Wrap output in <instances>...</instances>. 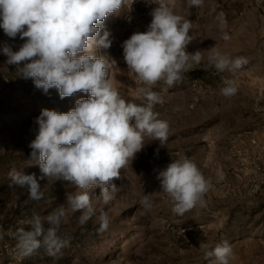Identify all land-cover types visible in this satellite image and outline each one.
Wrapping results in <instances>:
<instances>
[{
  "label": "rangeland",
  "instance_id": "rangeland-1",
  "mask_svg": "<svg viewBox=\"0 0 264 264\" xmlns=\"http://www.w3.org/2000/svg\"><path fill=\"white\" fill-rule=\"evenodd\" d=\"M157 6L147 0H135L132 6L122 7L103 22L112 43L110 48L100 49L98 54L115 61L109 78L126 100L137 104L142 103L138 89L144 85L128 70L121 45L134 32L146 31L152 19L150 12ZM176 13L189 19L194 27L213 26L216 34L239 37L237 42L230 44L243 45L248 51L259 54V63L251 62L235 71L220 72L208 66L206 59L204 66H196L193 75L183 76L180 89L192 93L190 98L189 93L187 95V110L197 114L199 138L186 139L183 146L191 152L178 149L179 139L172 148L146 139L143 150L137 153L129 167L121 170L120 178L113 181L121 191L109 204L104 205L98 198L99 187L90 190L98 209L97 215L102 208L110 218L107 230L98 231L95 217L82 226L78 221L80 213H69L67 222L62 223L59 229L67 245L55 258L42 246L28 256L26 264H212L214 258H206L200 244L208 243L211 246L208 251H211L225 240L234 253L230 264H264V185L258 192L249 194L234 168V162L224 166L223 158L230 144L226 136L230 125L233 129L229 135L235 130L249 129L244 124L246 115H249L246 111L250 106L253 111L264 90V80H253L246 74L251 70L264 73V0H204L203 7H189L187 0H177ZM220 13L226 21L223 28ZM5 43L16 50L24 41L19 36L11 39L0 29V48ZM6 60L0 51V78L10 79L8 84L0 81V200L7 203V209L10 203L18 204V208L12 211L15 216L31 218L35 213L46 217L66 203V194L77 191L76 186L66 181H41L44 198L34 201L29 198L27 188L9 187V172L15 169L39 176V166L32 160L29 147L37 130L35 118L42 109L68 112L75 108L78 99L87 98L89 94L76 93L63 99L56 89L45 94L30 78L19 76L15 65L5 64ZM223 79L236 81L238 91L234 96L221 94ZM195 80L201 85L198 95L192 89ZM175 89V86L168 88L163 82L153 87V91L164 93V103L155 107L162 119L172 111L175 98L171 92ZM217 92L218 95L215 94ZM254 117L261 119L256 114ZM208 128L215 129L214 144L219 163L211 164L205 174L211 180V188L204 197L206 206H197L179 216L172 211L169 198L161 190L157 179L160 164L173 158L177 151L192 156L195 163L194 155L204 157L207 150L200 139ZM220 174L223 179H220ZM145 193H152L151 209H145L140 203ZM44 227H49L47 222ZM20 228L30 229L27 226Z\"/></svg>",
  "mask_w": 264,
  "mask_h": 264
},
{
  "label": "clouds",
  "instance_id": "clouds-1",
  "mask_svg": "<svg viewBox=\"0 0 264 264\" xmlns=\"http://www.w3.org/2000/svg\"><path fill=\"white\" fill-rule=\"evenodd\" d=\"M158 5L144 32H134L124 40L123 59L128 70L144 85L138 89L142 103L126 100L114 87L109 73L113 65L100 49L111 47L110 32L103 22L122 7L135 0H0V29L4 34L24 41L16 50L5 43L0 51L7 57L5 64L15 65L19 76L31 79L45 94L56 89L61 99L76 93L87 98L76 101L68 112L42 109L35 118L37 130L30 141V156L38 164L40 175L9 172V187L27 188L31 200L44 198L41 181H66L77 191L66 194V205H60L46 217L33 214L30 229L17 231V248L30 256L42 246L55 258L67 245L59 234L69 213L79 212L78 221L85 225L93 217L98 231H106L110 218L93 203L90 190L100 189L98 198L104 205L121 191L113 183L141 152L145 140L165 146L170 124L155 110L164 103L163 96L152 88L163 82L172 88L183 80V74L200 66L208 52V66L224 72L241 69L248 63L244 56L231 57L215 46L208 50L187 51L193 40L192 22L176 13L177 0H147ZM189 7H203L204 0H187ZM221 27L226 25L219 14ZM230 37L225 33L223 39ZM206 66L204 70L208 67ZM238 91L236 81L226 79L220 92L232 97ZM212 160L209 155L205 167ZM163 193L169 198L172 211L183 216L197 206H206L205 195L211 188L201 168L189 157L172 160L157 175ZM220 179L223 175L220 174ZM152 193L140 201L145 209L152 207ZM47 222L49 227L45 228ZM2 239V236H0ZM212 264H230L234 253L228 241L211 251L201 243Z\"/></svg>",
  "mask_w": 264,
  "mask_h": 264
},
{
  "label": "crops",
  "instance_id": "crops-1",
  "mask_svg": "<svg viewBox=\"0 0 264 264\" xmlns=\"http://www.w3.org/2000/svg\"><path fill=\"white\" fill-rule=\"evenodd\" d=\"M189 10L191 11L192 8H189ZM196 27L192 26L190 33H189L190 35L193 36V40L187 46V51L189 53H193L197 50H201V51L208 50L215 46L221 53H225L229 51L227 55L231 57L244 56L247 59H249L250 57H253V59L248 60V63H251V62H256L257 64L259 63V59H258L259 54L255 53L254 51H248L243 45L238 46V45L230 44V42H237L239 40V37L236 36L233 38V36L229 35L230 38L228 40H225L223 39V36H221L220 34H216L217 31L216 32L214 31L216 29L213 28V26H196ZM241 40H243V38H241ZM253 47H255V44H253ZM208 54H209L208 52L204 53V60L202 61L200 66L205 65L206 59H208ZM195 68L196 66H194V69ZM194 69L190 70L189 72L184 73L183 76L186 77V76L193 75L195 72ZM246 74L253 80H259V81L264 80V73L262 72L251 70V71H246ZM180 86H182L180 85V83L175 85L177 89L171 92V95H173L172 97L175 98L174 99L175 101H173L174 103L172 106V111L170 112L168 111L169 115H165V118H164L170 124V135H169L168 142L166 143V147L172 148L173 145H175L174 142L175 143L179 142L177 141L179 139L181 142L177 145L178 149L182 151L191 152L190 149L184 148L183 146H185L184 143L186 139L197 140L199 138V133L196 130L198 127L197 114L195 113V111L193 113V111L190 112L189 109L187 110V104H188L187 95L189 93L188 98H190L192 97V93L190 92V90L185 91L182 88L180 89ZM215 94L218 95V92ZM245 109L248 110L247 107ZM249 109L250 110L246 111L249 115H246L244 124L247 125L249 129L257 130V132H260L261 131V127H260L261 121L256 120V118L254 117L252 106H250ZM236 124L237 123H235L234 125ZM232 129H233L232 125H230L228 134H226L227 139H230L229 141L230 144H231V139L234 134L233 133L232 135L231 134L229 135ZM215 134L216 133H215L214 128H211V129L208 128L207 131L205 130L203 134L204 136L200 140L203 142L204 149L207 150L206 155L204 157H197L196 155H194L196 164H199L201 166L202 168L201 170L204 175L205 174L207 175L208 169L211 164L219 163L218 154L217 152H215V144H214V140L216 139ZM230 144H229V147H230ZM229 147H227V150L223 155V158L225 160L224 166H227L226 165L227 163L228 164L233 163V157L231 156L232 153ZM209 155L212 156V160L210 163H208L207 167H205L204 166L205 161ZM8 209H10V205H8ZM16 234L17 232L15 233V237H16ZM0 236H2V239H0V253H1L4 244L8 242V239L1 232H0Z\"/></svg>",
  "mask_w": 264,
  "mask_h": 264
},
{
  "label": "built area",
  "instance_id": "built-area-1",
  "mask_svg": "<svg viewBox=\"0 0 264 264\" xmlns=\"http://www.w3.org/2000/svg\"><path fill=\"white\" fill-rule=\"evenodd\" d=\"M0 81L2 84L10 83V79L7 77H1ZM192 89L197 95L201 93V85L197 80L193 82ZM156 92L160 93L159 91ZM160 94L164 95L163 92ZM253 113L261 118L259 119L261 120V131L257 132L253 129L236 130L230 144L234 168L243 179L244 187L249 194L258 192L261 186L264 185V90L261 91L260 98L253 106ZM184 156L192 159V156L177 151L173 158L161 162V170L166 168L172 160ZM17 208L18 204L14 202L10 203L11 210H8L7 203L0 200V232L8 239L0 253V264H26L28 259V256L22 255L17 248L15 232L20 227H30L28 221L31 218L15 216L12 211Z\"/></svg>",
  "mask_w": 264,
  "mask_h": 264
},
{
  "label": "trees",
  "instance_id": "trees-1",
  "mask_svg": "<svg viewBox=\"0 0 264 264\" xmlns=\"http://www.w3.org/2000/svg\"><path fill=\"white\" fill-rule=\"evenodd\" d=\"M30 153H31V151H30Z\"/></svg>",
  "mask_w": 264,
  "mask_h": 264
}]
</instances>
